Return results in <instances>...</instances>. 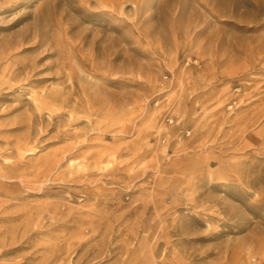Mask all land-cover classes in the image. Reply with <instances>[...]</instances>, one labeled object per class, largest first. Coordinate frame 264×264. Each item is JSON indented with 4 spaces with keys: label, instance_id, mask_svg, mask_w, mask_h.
Listing matches in <instances>:
<instances>
[{
    "label": "rangeland",
    "instance_id": "rangeland-1",
    "mask_svg": "<svg viewBox=\"0 0 264 264\" xmlns=\"http://www.w3.org/2000/svg\"><path fill=\"white\" fill-rule=\"evenodd\" d=\"M0 264H264V0H0Z\"/></svg>",
    "mask_w": 264,
    "mask_h": 264
}]
</instances>
